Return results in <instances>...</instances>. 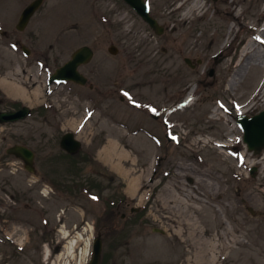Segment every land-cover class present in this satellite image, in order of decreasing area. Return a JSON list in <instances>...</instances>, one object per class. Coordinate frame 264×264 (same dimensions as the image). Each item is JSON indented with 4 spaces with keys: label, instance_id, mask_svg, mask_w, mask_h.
<instances>
[{
    "label": "rangeland",
    "instance_id": "rangeland-1",
    "mask_svg": "<svg viewBox=\"0 0 264 264\" xmlns=\"http://www.w3.org/2000/svg\"><path fill=\"white\" fill-rule=\"evenodd\" d=\"M31 1L0 0V25L9 32L0 34V85L8 90H0V110L24 104L35 110L18 122H0V264H78L79 251L70 256L66 247L75 227H88V239L101 235L102 264H136L129 261L133 245L140 251L139 264H189L188 232L184 239L175 237L176 222L160 211L181 163L198 168L182 176L179 182L185 187L198 185L199 171L208 172L220 181L215 182L216 190L223 192L214 201L237 200L234 211L200 209L196 203L195 212H186L195 215L203 230L234 227L242 235V242L217 264H264V198L256 204L247 197L264 185L261 163H253L264 152L238 153L232 145L245 146L239 142L243 132L236 126V115L264 108V96L259 98L264 60L239 78L235 88L229 86L235 68L249 54L242 51L253 33L246 24L264 22V0H187L183 13L177 9L183 0L172 8V0H157L165 17L178 20L172 45L185 48L182 53L164 49L170 44L164 39L159 43L146 36L148 29L122 0H45L28 27L18 31L21 13ZM195 5L200 8L191 11ZM236 9L241 11L239 21L232 14ZM228 35L236 38L226 44ZM15 40L31 47L32 54L25 55ZM223 42L227 49L215 59ZM258 43L264 54L262 40ZM86 44L95 56L82 70L95 87H48V74ZM111 44L119 48L115 55L109 51ZM186 56L201 58V64L191 68ZM15 87L25 92H15ZM78 126L82 166L66 158L60 147L63 134ZM227 139L231 145L217 147ZM113 141L120 152L127 151L122 169L129 177L116 167L118 158L106 165ZM17 143L32 145L48 158L44 167L50 173L44 172L41 160L37 173L23 169V161L8 152ZM134 176L147 184V198H133L128 192ZM64 180L90 185L101 199H90L74 183L67 190ZM64 226L70 231L67 238ZM80 244L85 248V241Z\"/></svg>",
    "mask_w": 264,
    "mask_h": 264
},
{
    "label": "bare ground",
    "instance_id": "bare-ground-1",
    "mask_svg": "<svg viewBox=\"0 0 264 264\" xmlns=\"http://www.w3.org/2000/svg\"><path fill=\"white\" fill-rule=\"evenodd\" d=\"M189 9L191 11H195L198 9V6L195 5ZM240 12V10L236 9L232 14L235 18H237L241 15ZM252 32L253 33L251 34V38L248 39L242 50L243 52H246V54L247 52L249 54L240 61L239 67L235 68V70L233 68L234 74L232 75V78L229 82V86L231 89L235 88L238 83L237 80L239 78H243V76L246 77L248 71L252 69L257 70V67H259L260 63L264 60V54H262L263 51L260 48L261 42L258 43L260 40H262V42L264 43V23L260 29ZM231 36L232 35H228L227 42L231 39ZM229 66H231V64ZM14 89L15 92L18 93L25 92L22 91L20 87H15ZM263 96L264 87L259 95V98H263ZM237 101H239L237 103L241 104L239 99ZM190 104V101L186 102L187 106H189ZM227 141L230 142V139ZM117 146L118 143L113 141L109 157H107L106 159V165H113V162L118 158V162L116 161V167L122 171L123 175L129 177L130 172L125 168L122 169V164L124 160H127L128 157L127 151L125 150L120 152V147L117 148ZM257 161L261 163L260 169L262 178H264V153L260 157V160L253 161V163H255L256 165ZM195 169L197 172L198 168L196 166H192L191 164L184 165L181 163L180 165H178L177 172L179 173V175L178 173H176L172 177V186L166 192L167 194L160 205V211L167 212L165 217L172 218L174 222H176V229L174 230L175 237H177L178 239H184L183 234H185V231L188 232L185 239L189 240L188 244L191 245L190 250L192 251L191 257L188 258L189 264H217V261L219 257L221 258V255H229V252L234 249L235 245L242 242V235L237 233L234 227H224L218 232H210L207 229L203 230L199 227L195 215L187 216L188 214L186 212H188V210L190 212H195L194 210H196V203L197 205H201L200 209L208 206L211 208L215 207L216 212H220V209H231L234 211L236 210L235 208L237 206V200L233 198L229 201H214L213 198L217 199L220 196H223V192L221 190H219V192L216 190L215 182L219 184L220 181L215 177V175L213 177V175L208 172L199 171L200 175H202V178L198 182V185H190L189 187H185L182 183L179 182L184 174H190L191 170ZM142 179L143 178H141V180ZM144 187H147V184L144 183L143 180L140 183L139 176H134L133 179L129 181L128 192L132 195L133 198H137V196L143 197V195L145 196V198H147L149 192L146 194ZM258 188L259 189L257 190V192H248L249 196H247L249 201H252L256 204H260V202L264 198V185L263 187L259 186ZM184 200H187V205L183 206ZM213 202H215V204ZM184 207L186 211H184ZM169 213H171L172 216H170ZM184 216L188 220H184ZM225 224L227 225L226 222ZM88 230V227L83 228L81 232H77L75 236H72L71 240L73 244L78 243L82 240L85 241L86 247L82 250L81 260L83 254L86 253L87 255H89L92 249V245L90 246V243H92V237L90 239L85 237V233ZM62 231L65 233V237L70 236V231L67 230L65 226L62 228ZM207 232L209 234H207ZM137 252L138 254L140 253L138 247H135V245L131 246V249L129 250V261L139 264L138 259L140 256L136 255ZM68 255H74L73 246L68 248Z\"/></svg>",
    "mask_w": 264,
    "mask_h": 264
},
{
    "label": "water",
    "instance_id": "water-1",
    "mask_svg": "<svg viewBox=\"0 0 264 264\" xmlns=\"http://www.w3.org/2000/svg\"><path fill=\"white\" fill-rule=\"evenodd\" d=\"M41 2L42 0H35L25 10L23 17L21 19L19 28L22 29L23 27H25L31 15L37 9V7L41 4ZM133 4L136 5V7H138L139 10H141L140 9L141 0H134ZM92 55H93V52L89 47L80 48L79 50L75 52V54L73 55V59L70 62H68L65 66L57 70V72L52 76L51 82L55 80H63L65 78L84 82L85 79L79 75L77 68L79 64L89 61ZM28 113H29V108L27 107L19 110L18 112H0V120L1 121L15 120V119L25 116ZM263 116H264V112H263ZM261 124H264V121H261ZM248 135L253 137V139L255 140V145H256L255 148L257 149V151H259L264 146V129L259 127V124L257 123L255 125L250 124L248 128ZM68 136L72 137L73 134H69ZM66 138L67 136L63 140L64 146L66 145L65 144ZM73 147L74 148H69V150L76 151L79 148V142L74 141ZM9 151L14 152L18 156L24 157L26 160L31 161L32 153L29 150H27L25 147L16 146V147L11 148ZM101 251H102V240L101 238H98L95 244V253H94V257H93L91 264H99Z\"/></svg>",
    "mask_w": 264,
    "mask_h": 264
},
{
    "label": "flooded vegetation",
    "instance_id": "flooded-vegetation-1",
    "mask_svg": "<svg viewBox=\"0 0 264 264\" xmlns=\"http://www.w3.org/2000/svg\"><path fill=\"white\" fill-rule=\"evenodd\" d=\"M150 1H151L152 8H153V14L157 18H164V20H161V23L163 24V32H164V34L162 36H160V37L162 39H164L165 41L170 43L169 44V49H167V48H164V49H166L167 51L168 50L172 51L173 49L177 50V47L172 45V44H175V42L177 41V39H175V40L173 39V34H175L178 31L177 25L174 24L173 20L167 18V17H169V16H167V14H166L167 17L165 18V16L163 15L164 14L163 10L160 7H158L159 5L158 6L156 5L157 4V0H150ZM174 2H178V0H172L171 8L173 7L172 5H173ZM175 38H177V37H175ZM192 38L190 39V41L192 40ZM181 49H182V50H180L181 53L185 52V48H181ZM187 49H188V51H191V52L193 50L192 47L187 48Z\"/></svg>",
    "mask_w": 264,
    "mask_h": 264
}]
</instances>
